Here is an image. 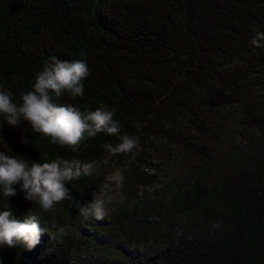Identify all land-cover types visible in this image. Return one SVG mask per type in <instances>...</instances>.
<instances>
[{
	"label": "trees",
	"instance_id": "1",
	"mask_svg": "<svg viewBox=\"0 0 264 264\" xmlns=\"http://www.w3.org/2000/svg\"><path fill=\"white\" fill-rule=\"evenodd\" d=\"M255 31L264 32V0H0V84L13 102L50 57L85 59L83 96L56 102L115 108L121 132L140 142L134 158L109 157L102 146L118 138L98 133L73 152L0 114L6 154L100 163L54 212L19 186L0 196V211L35 215L44 229L32 249L0 245V264H264V47L251 44ZM116 169L123 199L104 220L81 216Z\"/></svg>",
	"mask_w": 264,
	"mask_h": 264
},
{
	"label": "clouds",
	"instance_id": "2",
	"mask_svg": "<svg viewBox=\"0 0 264 264\" xmlns=\"http://www.w3.org/2000/svg\"><path fill=\"white\" fill-rule=\"evenodd\" d=\"M251 44L264 47V32L255 31ZM79 55L83 57L86 54L81 52ZM89 74L85 59L61 60L52 56L43 62L42 70L36 73L32 90L22 95L19 105L13 102L12 92L0 84V114H4L9 126L19 127L23 119L30 123L34 132L51 137L53 144L69 146L73 152L89 138L104 133L119 141L102 146L109 157L130 154L134 158L140 149L139 136L121 132L120 121L114 119L115 108L101 104L94 111H82L72 104L56 102V98L64 92L73 99L82 97L83 81ZM142 127V124H136L138 132ZM22 143L28 141L22 137ZM99 167L100 163L95 160L84 162L57 156L51 161L37 163L18 154L13 156L0 151V196L6 199L14 197L19 186L26 201L38 205L44 212H54L57 204L73 201L68 185L83 177H91ZM125 180L121 169L109 174L100 193L94 194V201L80 207V215L96 220L108 217L113 200L117 196L123 199L119 190L124 187ZM109 185L115 186V195L109 194L112 192ZM43 234L44 229L39 226L37 216L30 215L20 220L9 208L0 211V245L13 247L23 243L32 249L39 244Z\"/></svg>",
	"mask_w": 264,
	"mask_h": 264
},
{
	"label": "rangeland",
	"instance_id": "3",
	"mask_svg": "<svg viewBox=\"0 0 264 264\" xmlns=\"http://www.w3.org/2000/svg\"><path fill=\"white\" fill-rule=\"evenodd\" d=\"M98 195V194H97ZM95 198V197H94ZM94 198L92 199V201H94Z\"/></svg>",
	"mask_w": 264,
	"mask_h": 264
}]
</instances>
